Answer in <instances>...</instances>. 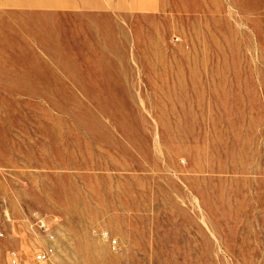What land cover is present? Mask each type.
<instances>
[{
	"label": "rangeland",
	"instance_id": "1",
	"mask_svg": "<svg viewBox=\"0 0 264 264\" xmlns=\"http://www.w3.org/2000/svg\"><path fill=\"white\" fill-rule=\"evenodd\" d=\"M100 7L0 0V264H264V0Z\"/></svg>",
	"mask_w": 264,
	"mask_h": 264
},
{
	"label": "crops",
	"instance_id": "2",
	"mask_svg": "<svg viewBox=\"0 0 264 264\" xmlns=\"http://www.w3.org/2000/svg\"><path fill=\"white\" fill-rule=\"evenodd\" d=\"M31 6L43 7L54 2L57 8L68 11H95L101 10L103 0H28Z\"/></svg>",
	"mask_w": 264,
	"mask_h": 264
},
{
	"label": "built area",
	"instance_id": "3",
	"mask_svg": "<svg viewBox=\"0 0 264 264\" xmlns=\"http://www.w3.org/2000/svg\"><path fill=\"white\" fill-rule=\"evenodd\" d=\"M102 235L106 238L108 237V234L106 232H103ZM50 238L53 239V235H50ZM113 244H117V241L114 240ZM52 253V248L39 250L34 256V261L37 263L48 262L52 257ZM13 264H21V262L16 261Z\"/></svg>",
	"mask_w": 264,
	"mask_h": 264
}]
</instances>
